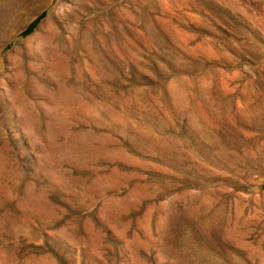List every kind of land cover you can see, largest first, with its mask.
Returning <instances> with one entry per match:
<instances>
[{
	"label": "rangeland",
	"instance_id": "374dc122",
	"mask_svg": "<svg viewBox=\"0 0 264 264\" xmlns=\"http://www.w3.org/2000/svg\"><path fill=\"white\" fill-rule=\"evenodd\" d=\"M0 264H264V0H0Z\"/></svg>",
	"mask_w": 264,
	"mask_h": 264
}]
</instances>
